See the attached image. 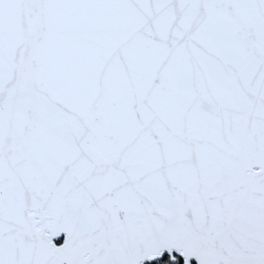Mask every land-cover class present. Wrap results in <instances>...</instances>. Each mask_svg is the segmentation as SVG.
Returning a JSON list of instances; mask_svg holds the SVG:
<instances>
[{"label": "snow or ice", "instance_id": "obj_1", "mask_svg": "<svg viewBox=\"0 0 264 264\" xmlns=\"http://www.w3.org/2000/svg\"><path fill=\"white\" fill-rule=\"evenodd\" d=\"M0 264H264V0H0Z\"/></svg>", "mask_w": 264, "mask_h": 264}]
</instances>
